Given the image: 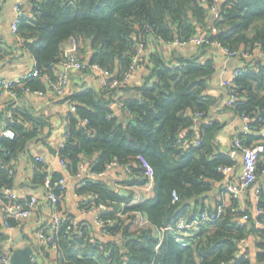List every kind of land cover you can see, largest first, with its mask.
<instances>
[{"label": "trees", "instance_id": "trees-1", "mask_svg": "<svg viewBox=\"0 0 264 264\" xmlns=\"http://www.w3.org/2000/svg\"><path fill=\"white\" fill-rule=\"evenodd\" d=\"M214 2L29 0V11L22 4L23 13H32L33 19L22 20L14 40L0 48V57L13 55L18 49L27 50L40 75L13 87L16 100L29 93L51 92L47 84L51 87L58 81L62 73L59 66L68 61L66 46L71 41L76 46L72 55L84 69L73 76L68 73L70 78L80 79L93 66L109 75L108 84L100 90L83 88L67 97L76 111L67 118L64 147L56 148V154L76 177L88 164L90 169L83 173L86 184L78 189V194L98 197L86 209L104 205L105 217L111 221L108 236L120 234L121 239H97L98 244H93L94 237L86 226H81L80 233L67 222L56 235L59 264H264V228L255 223L264 218L255 219L246 210L250 218L241 224L243 210L233 196L231 205L224 207L217 219L205 222L198 231L182 232V241L177 240L174 231L163 232L164 228L176 227L181 218L192 220L204 212L217 213L215 208L221 204H198L208 198L215 184L224 182L221 169L235 163L230 150L219 151V122H203L213 117L221 96L235 94L236 102L225 109L252 119L248 125L253 132L241 135L244 144L264 146V0L219 3L220 19L216 18L211 28L207 20ZM201 29L206 32V42H217L254 57L252 63L239 68L241 74L230 87H223L221 96L214 93L218 73L216 48L204 43L200 54L188 59L178 47L172 48L171 58L161 50V43L168 45L175 40L184 42L195 35L202 36ZM152 44L156 46L155 52L147 54ZM140 45H144V65L150 73L146 83L136 89L137 95L122 101L123 115L117 116L112 106L125 93V75L135 65ZM89 48L93 50L91 54ZM208 53L212 57L202 61ZM114 80L122 84L110 87ZM198 113L203 115L199 123L195 121ZM1 118V126L6 123L4 129L15 133L13 139L0 137V201H8L4 190L13 189L14 163L21 155L29 154L32 144L45 143L47 122L15 103L8 113H1ZM257 131L260 136L255 134ZM194 139L200 144L180 143ZM31 159L35 176L44 186V164L37 157ZM113 165L131 172L122 186L145 185L152 173L154 197L129 206L132 195H121L104 177L91 176L106 174ZM262 173L264 151L257 163L258 176ZM51 178L54 182L65 179L53 173ZM55 192L60 203L66 187H58ZM175 195L178 200L174 202ZM259 204L264 208L263 190ZM140 218L147 224L140 226ZM6 223L21 224L14 219H7ZM68 229L70 232L66 233ZM251 236L258 248L254 258L251 251L243 250V241ZM3 253L0 250V255Z\"/></svg>", "mask_w": 264, "mask_h": 264}, {"label": "crops", "instance_id": "crops-1", "mask_svg": "<svg viewBox=\"0 0 264 264\" xmlns=\"http://www.w3.org/2000/svg\"><path fill=\"white\" fill-rule=\"evenodd\" d=\"M225 0H223L224 2ZM21 3L24 6L25 11L30 10L29 0H0V40H3L5 45L12 42L15 38L11 33V26L16 16L15 6ZM208 7V6H206ZM215 14L209 11L208 25L213 28L215 22ZM201 35L205 37L206 32L200 30ZM70 45L69 49L67 47ZM1 48V47H0ZM161 50L167 58H171V52L173 49L167 45L161 43ZM183 56L188 59L196 54H200V47L195 45H188L186 47H178ZM76 46L75 42L71 41L66 46L67 58L73 54ZM156 46H148L146 53H154ZM90 54L92 53V48H89ZM22 51V55L19 54ZM145 53V55H146ZM144 55V56H145ZM212 55L208 53L202 57V61L211 58ZM89 58V57H88ZM254 60V57L247 55L244 59H229V58H215V63L217 66V76L215 78V92L217 96H221L224 93V88L221 86L223 81L231 80L234 72L246 65L250 64ZM36 68L35 59L27 50L18 49L13 55H3L0 57V78L11 81L24 76L25 74L33 71ZM66 71V70H65ZM67 72L73 76L75 71L72 69H67ZM150 70L147 65L139 67L126 81V89L124 90L120 98L115 101L112 108L117 116L123 115V100L129 97H135L137 95L138 88L142 87L146 83V78L149 76ZM104 74L101 70L92 69L90 72H86L80 79L71 78L69 85L66 89V93L62 97H56L51 92H47L43 95L38 93H29L22 96L20 99L13 98L6 92L0 93V127L3 122L1 118V113H8L10 105L14 103L19 105L22 109L30 110L32 113L42 117L46 122L47 126L45 129V143L41 142L39 144H32L29 147V154L25 153L20 156V158L14 163L15 173L13 175V190H15L19 198L23 201L29 199L30 197H36L39 199L38 207L36 212L33 214L32 218L25 223L16 224L9 226L6 223V217L1 212L0 209V250L4 252L13 251L15 248L21 245H26L30 243L35 251V256L38 261L42 264H59L58 260L60 254L49 248L44 241L39 236L40 225L52 219L56 214L66 215L78 219L80 223L85 225L92 233V236L96 239L110 240L116 239L120 240L121 235L118 234L116 237L104 236L102 233V228L98 223V212L89 213L86 209L87 204L92 200V195L82 196L78 194V189L82 186V179L71 175L67 168L60 165L59 158L56 154V148L63 139L65 131V121L68 116L74 112L75 104L68 100L67 97L74 94L83 88H95L100 90L104 84ZM228 96H221L219 101V106L215 109L213 117L210 121H218L221 125L218 132V140L220 142L219 151H228L232 147V142L236 134L242 132L245 128V122L240 116L232 113L225 109L227 104ZM203 122H207L204 120ZM199 123V121H197ZM5 124V123H4ZM3 124V125H4ZM261 132H255L256 135L260 136ZM43 157L51 166L52 173L61 174L66 179V192L60 203L55 206H51L44 199V188L40 184L39 180L35 176V165L32 163L31 157ZM242 168V158L239 157L237 161V166L234 171L230 174L233 180L238 181L239 174ZM88 164L84 167V173L88 172ZM127 168L121 166H115L110 168L104 176V179L109 183L115 185L123 184L128 179ZM148 181L145 185L137 187L136 189H126L121 187L120 191H125L124 195L129 197L139 196L140 200H148L154 197V181L152 173L148 175ZM122 186V185H121ZM257 186L264 191V173H262L257 182ZM117 188V187H116ZM118 190V189H117ZM133 199V198H132ZM241 207L246 208L249 213H251L254 218L257 216V203L254 194V189L248 190L247 193L241 198ZM221 202L220 205L225 207L231 205L232 198L231 195L226 193L224 182L215 184V188L210 192L207 199L200 205L206 207H216V204ZM219 205V206H220ZM218 206V207H219ZM218 207L215 208L218 209ZM201 209L197 210L200 213ZM197 213V214H198ZM142 219V218H140ZM195 232V231H193ZM159 237L162 239V235L159 232ZM21 238V239H20ZM257 241L254 236H251L243 245L244 251H251L254 258L257 251Z\"/></svg>", "mask_w": 264, "mask_h": 264}, {"label": "built area", "instance_id": "built-area-1", "mask_svg": "<svg viewBox=\"0 0 264 264\" xmlns=\"http://www.w3.org/2000/svg\"><path fill=\"white\" fill-rule=\"evenodd\" d=\"M205 3V1H203ZM223 2V0H215V2L212 4L211 11L215 14V17L217 19H220V14L218 11V4ZM15 11H16V16L15 19L12 23L11 26V33L14 36L17 33L18 27L21 24L22 20L26 19L28 21L33 19V14H24L22 11V4L18 3L15 6ZM204 43H208L205 41L203 36L200 35H195L193 36L190 40L181 42L179 40H175L173 42H169L168 45L171 48H176V47H186L188 45H195L200 47ZM212 45L214 48L218 50L217 58H229V59H241L247 57L246 53L240 52V51H232L228 48L222 47L219 43L213 42V43H208ZM144 45H140V50H139V56L136 59L135 65L131 68L130 72H128L125 75V80L127 81L128 78L133 74L134 71H136L139 67L144 66V53H143ZM67 63L64 64L63 66L65 67L66 71H62V73L59 76L58 81L53 84L51 87H48L51 90V93L54 96L62 97L66 93V89L69 85V82L71 78L68 75L67 69H72L75 72H81L84 69V65L79 62L73 55H70L67 58ZM93 69L95 70H101L98 66H93ZM242 70L237 69L231 80L223 81L221 83L222 87H230L232 85V80L236 77H238L241 74ZM104 74V85H107V77L109 76L108 73H103ZM40 74L38 71L33 70L24 76L8 81L3 78H0V93L1 92H6L9 95H11L13 98L17 97V93L14 92L12 89L15 86H21L23 81L26 79H29L30 77H38ZM120 80H114L110 83V87H117L121 85ZM38 94L43 95L42 92H39ZM237 98L235 94L229 93L228 99H227V106H232L236 102ZM76 111V108L74 107V112ZM202 114L198 113L195 116V121H202ZM241 119L244 120L245 122V128L242 132L238 133L235 135L233 142H232V147L230 149V157L231 159L235 162L233 166H228L224 167L221 169V171L225 175L224 179V186H225V191L229 195L233 196L235 199L239 200L240 204L242 203L241 198L245 193L248 192L250 189H254V194L256 197V203H257V217L263 216L264 218V208L260 207V195H261V188L257 186V182L259 180V176L257 174V163L260 157V154L264 151V146L261 144L257 145H252V146H247L244 144V142L241 139L242 134H248L252 133L253 130L249 127V123L252 121L251 118L248 116H241ZM207 120L206 123L210 122V118L205 119ZM6 127V123L3 125ZM68 127V121H65V131L63 135V139L60 142V144L57 146L58 149H61L64 147V142L66 140V128ZM261 135V133H260ZM262 136H264V132L262 133ZM0 137H6L9 139L15 138V133L10 130V129H4L0 127ZM183 146H190L191 144L198 145L200 144L199 141L197 140H185L180 142ZM58 156V155H57ZM239 157L242 158V168L241 172L238 177V181L233 180L231 177V173L234 171V169L237 166V161ZM59 158V157H58ZM37 160L41 163L44 164L45 171L47 173L45 182H44V199L50 204L51 206H55L59 202V197L57 193L55 192V189L58 187H66V179H61L59 181H52L51 178V166L50 164L43 158V157H37ZM60 165L64 168H67L66 163L59 158ZM142 161L145 163L146 167L147 164L145 160L142 158ZM115 167V165L111 166ZM149 168V167H148ZM84 167H82V171L80 174L77 175L78 178L84 179L83 178V173H84ZM127 173L131 174L129 169L127 168ZM92 177L94 178H99V177H104L105 174H91ZM86 183L83 180L82 185L84 186ZM116 187L118 191L120 192L121 187H125L126 189H136L138 186H121L120 184H116ZM4 195L8 198V201H0V209L1 212L4 214L6 219H14L15 221L19 223H23L28 221L29 219L32 218L33 214L36 212V209L38 207L39 199L36 197H30L29 199H26L25 201L21 200L17 194V192L13 189H5L4 190ZM98 197H92V200L95 201ZM178 200V197L175 195L174 197V202ZM140 201V197L135 196L133 200L131 201L130 205L136 204ZM224 205H220L217 209V213L210 214L209 212H204L200 216L191 219H185L181 218L179 219L178 223L176 224V227L171 228H164L163 232L167 231H174L175 235L177 236L178 241H182V232H187L189 230L192 231H198L201 229V226L205 222H211L214 221L215 219L222 214L224 210ZM243 210V215L240 217L239 221L241 224H246L249 220V213H247L246 208H242ZM89 213H97L98 212V223L102 228V233L104 236L110 235L108 226L109 223L111 222L105 217L107 208L104 205H100L97 207H94L92 209H87ZM255 218V219H256ZM69 223L71 227H75L77 230L82 233L81 226H85L82 223L78 221V219L68 217L66 215H61V214H56L52 219L47 220L43 222L40 227H39V236L44 239L46 242L47 246L55 251L59 252V248L57 246L56 242V235L58 234L60 228L66 224ZM256 226L260 228H264V219H256L255 220ZM147 222L143 219L139 222L140 226L146 225ZM7 225H9L7 223ZM11 226V225H9ZM70 230L68 229L66 233H69ZM180 232V233H179ZM187 234V233H186ZM92 243L93 244H98L96 238H92ZM245 241H243V244ZM12 256V251L10 252H5L2 255H0V264H10ZM36 256H34L33 260H36Z\"/></svg>", "mask_w": 264, "mask_h": 264}, {"label": "water", "instance_id": "water-1", "mask_svg": "<svg viewBox=\"0 0 264 264\" xmlns=\"http://www.w3.org/2000/svg\"><path fill=\"white\" fill-rule=\"evenodd\" d=\"M0 47L1 48L6 47L3 40H0ZM69 47L70 45L67 47V49H69ZM19 54L22 55L23 54L22 51H19ZM59 69L61 71H65V67L63 65L59 66ZM48 87L49 85L47 84V88ZM124 192L125 191H120V194L124 195L125 194ZM34 256H35L34 248L30 243H27L26 245H21L20 247H17L12 251L10 264H42L37 259L33 260Z\"/></svg>", "mask_w": 264, "mask_h": 264}, {"label": "rangeland", "instance_id": "rangeland-1", "mask_svg": "<svg viewBox=\"0 0 264 264\" xmlns=\"http://www.w3.org/2000/svg\"><path fill=\"white\" fill-rule=\"evenodd\" d=\"M28 222V221H27ZM23 223H25V222H23ZM194 233H191V235H193Z\"/></svg>", "mask_w": 264, "mask_h": 264}]
</instances>
